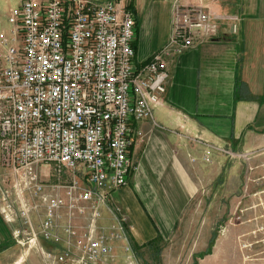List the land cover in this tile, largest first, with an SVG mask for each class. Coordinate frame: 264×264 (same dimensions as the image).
Returning a JSON list of instances; mask_svg holds the SVG:
<instances>
[{
    "label": "built area",
    "instance_id": "built-area-1",
    "mask_svg": "<svg viewBox=\"0 0 264 264\" xmlns=\"http://www.w3.org/2000/svg\"><path fill=\"white\" fill-rule=\"evenodd\" d=\"M6 20L0 214L16 225L14 243L41 264H139L128 219L112 198L135 169L130 148L144 135L134 126L156 125L153 112L170 81L167 59L212 39L222 21L235 34L240 18L177 3L168 42L141 64L123 0H23Z\"/></svg>",
    "mask_w": 264,
    "mask_h": 264
},
{
    "label": "crops",
    "instance_id": "crops-1",
    "mask_svg": "<svg viewBox=\"0 0 264 264\" xmlns=\"http://www.w3.org/2000/svg\"><path fill=\"white\" fill-rule=\"evenodd\" d=\"M22 1L0 0V30L9 29L8 11ZM123 2L136 23L133 48L138 64L168 42L172 8L177 3L240 18L235 34L230 23L222 21L212 39L167 59L170 81L162 104L153 112L156 125L150 121L135 124L144 135L130 148L135 169L127 185L112 194L128 219L127 237L141 264H153L149 260L232 264L230 251L243 247L240 238L247 231L221 226L185 228L178 223L194 203L230 198L237 210L250 195L261 193L247 188L264 186V0ZM219 150L246 153L250 159L247 163L228 161ZM205 151L209 152L207 160ZM109 219L105 215L103 223ZM14 227L0 214V264L23 260L12 238ZM178 247H184L180 255ZM117 254H121L119 248ZM23 256L27 257L24 264L41 263L33 253Z\"/></svg>",
    "mask_w": 264,
    "mask_h": 264
},
{
    "label": "rangeland",
    "instance_id": "rangeland-1",
    "mask_svg": "<svg viewBox=\"0 0 264 264\" xmlns=\"http://www.w3.org/2000/svg\"><path fill=\"white\" fill-rule=\"evenodd\" d=\"M227 151L230 152L229 150ZM232 154V156L227 155L228 161H241L243 163H247L250 159V155L246 153ZM2 173L3 170L0 169V175ZM4 187L5 189H9V185H5ZM247 190L261 191V193L253 196L250 195L249 198H246L242 202L241 206L238 207L237 210H235L234 204L230 201V198H227V201L225 200L220 203L217 201L206 204L203 202L194 203L184 212L178 226L185 228L201 226L242 228L247 231L248 235L244 234L240 238L243 247H240L237 250L232 249L230 251V257L228 258H230L231 263L236 264L237 262L238 264V261L241 260V264H264V186L255 188L249 187ZM34 224H36V226L38 225L37 219ZM251 230H258V232L251 234ZM184 237L187 236L185 235ZM250 243L253 245L248 247L247 244ZM177 249L179 250L180 255L181 252H183L184 247H178ZM133 254L136 261L141 264L134 250ZM23 255L24 252L21 251L19 259L23 260L20 264H24L26 262L27 257ZM121 255L122 254H120V256ZM151 261L153 264H156V260H149V262ZM167 263L172 264V260H167ZM118 264H122V259Z\"/></svg>",
    "mask_w": 264,
    "mask_h": 264
}]
</instances>
